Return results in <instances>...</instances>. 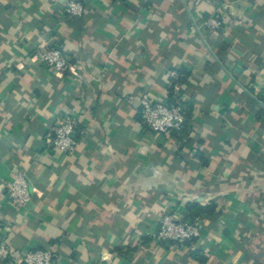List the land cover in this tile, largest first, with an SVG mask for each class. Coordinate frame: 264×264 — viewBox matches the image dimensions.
Instances as JSON below:
<instances>
[{
	"label": "crops",
	"instance_id": "obj_1",
	"mask_svg": "<svg viewBox=\"0 0 264 264\" xmlns=\"http://www.w3.org/2000/svg\"><path fill=\"white\" fill-rule=\"evenodd\" d=\"M67 1L0 0V264L50 244L53 264H264V0H79L73 18ZM45 45L70 68L40 65ZM180 68L184 129H146L139 97L168 100ZM62 114L65 155L47 147ZM17 172L31 198L16 207ZM190 203L213 211L188 218ZM165 213L200 235L157 241Z\"/></svg>",
	"mask_w": 264,
	"mask_h": 264
},
{
	"label": "built area",
	"instance_id": "obj_2",
	"mask_svg": "<svg viewBox=\"0 0 264 264\" xmlns=\"http://www.w3.org/2000/svg\"><path fill=\"white\" fill-rule=\"evenodd\" d=\"M84 4L79 0H68L65 12L68 18L81 16ZM203 25L209 30L223 27V21L217 15H209L203 19ZM35 60L55 73L61 74L70 63L63 51L57 46H40L33 54ZM140 120L142 125L153 132L167 134L180 132L186 121V106L175 97L170 100H156L147 93L141 94ZM76 117L71 114L58 116L52 132L47 140V147L61 155L73 151L77 144L75 137ZM7 202L13 206H24L31 198V189L23 172H17L4 184ZM159 226L155 238L159 242H170L176 245L184 244L200 235V228L194 221L178 220L172 214L165 213L159 218ZM56 244L46 248L27 251L21 261L24 264H53ZM6 247L0 246V253L5 254Z\"/></svg>",
	"mask_w": 264,
	"mask_h": 264
},
{
	"label": "trees",
	"instance_id": "obj_3",
	"mask_svg": "<svg viewBox=\"0 0 264 264\" xmlns=\"http://www.w3.org/2000/svg\"><path fill=\"white\" fill-rule=\"evenodd\" d=\"M189 74V71H187L186 69L184 68H180L178 70H173V75L170 77L169 79V87H168V93L170 95V100L173 99V88H174V85L175 83H179V82H182V81H185L187 76ZM172 133H176V131L172 132ZM187 210H188V214H187V217L188 218H191V219H194L196 216L202 214V213H210L213 211V207L212 205L210 206H201L197 203H190L188 204L187 206ZM192 256L194 258H197L199 260H203V257L198 253V252H193L192 253Z\"/></svg>",
	"mask_w": 264,
	"mask_h": 264
}]
</instances>
